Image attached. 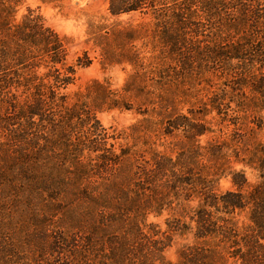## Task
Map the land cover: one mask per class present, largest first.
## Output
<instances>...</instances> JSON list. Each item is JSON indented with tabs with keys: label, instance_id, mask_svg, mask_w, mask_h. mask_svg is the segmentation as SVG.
<instances>
[{
	"label": "trees",
	"instance_id": "16d2710c",
	"mask_svg": "<svg viewBox=\"0 0 264 264\" xmlns=\"http://www.w3.org/2000/svg\"><path fill=\"white\" fill-rule=\"evenodd\" d=\"M21 2L0 0V213L18 209L28 228L19 234L13 216L0 218V264H171L164 251L172 235L147 222L168 209L173 236L193 237L176 264H264V145L249 160L240 151L232 160L225 142L199 144L213 132L200 117L215 111L226 120L231 101L235 112L264 126V0H109L112 16L153 18L162 66L174 61L191 75L221 81L203 112L164 126L172 135L186 125L189 149L141 159L116 151L119 136L82 96L69 104L63 90L75 82L76 68L67 63L65 42L35 10L17 21ZM108 33L103 37L116 43L140 34ZM84 56L78 66L91 64ZM131 56L143 63L137 52ZM103 58L113 61L107 49ZM234 162L257 169L261 180L251 184ZM227 176L233 189L220 191Z\"/></svg>",
	"mask_w": 264,
	"mask_h": 264
},
{
	"label": "rangeland",
	"instance_id": "374dc122",
	"mask_svg": "<svg viewBox=\"0 0 264 264\" xmlns=\"http://www.w3.org/2000/svg\"><path fill=\"white\" fill-rule=\"evenodd\" d=\"M108 5L109 0H22L16 8V20H21L28 9H32L60 34L68 53L67 63L76 68L75 82L63 90V93L68 95L69 104L77 102L82 96L83 103L96 109L97 118L108 132L119 136L115 139L118 153L121 148H125L136 153L137 155H132L136 159L145 155L149 157L152 151L177 156L178 149L190 147L188 127L181 126L172 135H165L163 129L167 120L192 117L191 111L195 110L203 112V107H206L212 93L220 87L221 81L209 74L191 75L174 61L173 64L168 62L162 66L159 50L155 47L158 42L154 36L156 29L153 18L140 13L112 16ZM111 28L134 29L140 34L131 42L125 43L118 39L119 42L116 43L114 36L103 37L109 35ZM99 37L102 39H98ZM103 49H107L111 56L113 61L110 63L104 61ZM133 52L138 53L143 63L129 61V58L134 59L131 56ZM85 53L92 60L91 64L78 66L77 59L85 61ZM93 83L97 87L93 86L91 93ZM79 92L81 95L77 97ZM225 101L229 103V98ZM112 104L120 107L110 109ZM236 109L235 103L231 101L224 108L226 120H221L215 111L200 117L211 126L213 132L201 136L199 144L208 146V142H225L228 144L226 151L232 156V160L236 151H240L244 160H249L253 148L257 144L264 145V126L258 128L251 116L235 112ZM182 121L188 122L184 119ZM132 157L130 159L135 166L136 160ZM251 161L255 162L256 159ZM230 166L244 170L251 184L261 180L258 170L252 166H244L238 162L231 163ZM230 178L227 176L220 180V191L233 189ZM197 205L198 199L188 204L189 207ZM9 211L10 217L2 212L0 218L8 219L13 216V220L18 222L16 227L20 230L19 234L26 232L28 226L21 219L22 213L13 208ZM171 219L173 211L168 209L160 216H148L147 222L156 224L162 232L172 235L164 256L168 262L176 264L179 250L192 242L193 237L192 234L173 236L168 227ZM46 257L49 260V254ZM226 264L238 263L229 259Z\"/></svg>",
	"mask_w": 264,
	"mask_h": 264
}]
</instances>
